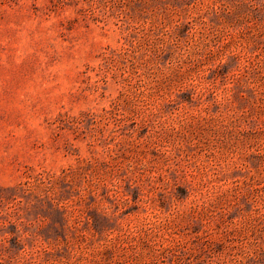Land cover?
Wrapping results in <instances>:
<instances>
[{"label": "rangeland", "instance_id": "1", "mask_svg": "<svg viewBox=\"0 0 264 264\" xmlns=\"http://www.w3.org/2000/svg\"><path fill=\"white\" fill-rule=\"evenodd\" d=\"M0 264H264V0H0Z\"/></svg>", "mask_w": 264, "mask_h": 264}]
</instances>
